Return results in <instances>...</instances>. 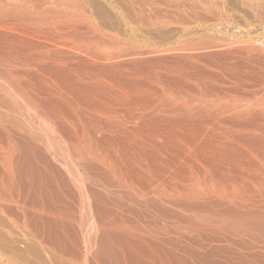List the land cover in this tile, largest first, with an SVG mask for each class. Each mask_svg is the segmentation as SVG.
Returning <instances> with one entry per match:
<instances>
[{"label": "rangeland", "instance_id": "374dc122", "mask_svg": "<svg viewBox=\"0 0 264 264\" xmlns=\"http://www.w3.org/2000/svg\"><path fill=\"white\" fill-rule=\"evenodd\" d=\"M0 136V264H264V0H0Z\"/></svg>", "mask_w": 264, "mask_h": 264}, {"label": "bare ground", "instance_id": "6f19581e", "mask_svg": "<svg viewBox=\"0 0 264 264\" xmlns=\"http://www.w3.org/2000/svg\"><path fill=\"white\" fill-rule=\"evenodd\" d=\"M83 107H84V106H83ZM33 114H34V113H33ZM93 123H94V122H93ZM6 135H7V134H6ZM235 136H236V135H235ZM0 137H1V136H0ZM19 137H20V136H19ZM9 138H10V136H9ZM9 143H10V142H9ZM13 146H14V145H13ZM14 147H16V146H14ZM21 147H22V146H21ZM35 147H36V146H35ZM73 150H74V149H73ZM22 154H23V153H22ZM230 155H231V154H230ZM211 156H212V155H211ZM41 157H42V156H41ZM147 158H148V157H147ZM81 159H82V158H81ZM26 160H27V159H26ZM217 161H218V160H217ZM42 162H43V161H42ZM33 164H34V163H33ZM49 166H50V165H49ZM244 166H245V165H244ZM26 167H27V166H26ZM21 168H22V167H21ZM149 168H150V167H149ZM37 170H38V169H37ZM33 175H34V174H33ZM143 175H144V174H143ZM33 182H34V181H33ZM23 188H24V187H23ZM2 193H3V192H2ZM84 193H85V192H84ZM1 195H2V194H1ZM3 195H4V194H3ZM97 195H98V194H97ZM62 200H63V199H62ZM93 200H94V199H93ZM91 205H92V204H91ZM93 207H94V206H93ZM50 208H51V207H50ZM38 209H39V208H38ZM101 209H102V208H101ZM43 210H44V209H43ZM104 210H105V209H104ZM106 213L108 214V212H106ZM44 218H45V217H44ZM37 219H38V218H37ZM1 234H2V233H1ZM35 234H36V233H35ZM2 237H3V236H2ZM62 238H63V237H62ZM1 240H2V239H1ZM1 240H0V241H1ZM53 242H54V241H53ZM78 246H79V245H78ZM4 250H5V249H4ZM5 251H6V250H5ZM7 251H8V250H7ZM68 252H69V251H68ZM11 254H12V253H11ZM66 254H67V252H66ZM8 256H9V255H8ZM10 256H11V255H10ZM10 256H9V257H10ZM76 256H77V255H76ZM9 260H10V259H9ZM9 260H8V261H9ZM8 261H7V262H8ZM11 261H13V259H12ZM11 261H10V262H11ZM15 262H16V261H15ZM11 263H13V262H11ZM16 263H17V262H16ZM7 264H9V263H7ZM20 264H21V263H20Z\"/></svg>", "mask_w": 264, "mask_h": 264}]
</instances>
